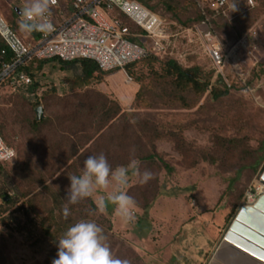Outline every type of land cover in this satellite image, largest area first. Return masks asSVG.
<instances>
[{"label": "rangeland", "instance_id": "obj_1", "mask_svg": "<svg viewBox=\"0 0 264 264\" xmlns=\"http://www.w3.org/2000/svg\"><path fill=\"white\" fill-rule=\"evenodd\" d=\"M188 1H147L164 34L163 52L149 64L137 62L130 73L126 68L109 71L102 82L84 86L79 63L48 61L34 66L27 84L3 90L0 130L17 156L0 161V264H51L57 240L43 224H49L53 206L66 202L68 177L81 174L85 158L99 153L112 168L135 158L139 171L149 170L152 177L140 183L139 175L129 170L120 189L135 201L127 220L107 200L115 190L110 183L68 205L69 215L62 216L68 218L65 228L80 220L94 221L115 264H178V258L190 264L178 250L187 231L199 228L215 235L207 252L201 251L205 259L200 264H219L214 253L232 212L263 172L252 166L264 157V106L238 93L198 99L191 92L174 91L169 78H157L152 71L159 72L162 62L173 56L181 66L199 67L208 76L207 45L215 38L232 43L257 22L263 24L264 45V0H253L252 10L246 7L248 0H235L242 12L229 23L220 21L213 36L194 29L195 12ZM24 5L25 0H0V13L29 39L12 25L19 24ZM251 56L264 59V50ZM39 105L44 116L38 120ZM185 248L189 250L187 244Z\"/></svg>", "mask_w": 264, "mask_h": 264}, {"label": "built area", "instance_id": "obj_2", "mask_svg": "<svg viewBox=\"0 0 264 264\" xmlns=\"http://www.w3.org/2000/svg\"><path fill=\"white\" fill-rule=\"evenodd\" d=\"M210 2L216 14H226V8L231 6V0ZM248 4L254 7L253 0H248ZM49 11L52 30L46 33L35 31L36 35L30 39L13 30L0 13V36L13 53L11 61L3 62L0 67V94L4 89L16 91L31 81L24 66L33 60L57 58L71 61L86 58L95 61L101 70L109 72L125 68L127 64L148 54L163 52L164 44L160 38L164 34L160 18L135 0H72L69 11L60 0H49ZM120 13L127 15L136 23L142 29V33L137 31L131 33L130 27ZM257 36L256 29L250 31V39ZM247 40L248 38L240 39L225 49L223 43L215 38L207 45V54L215 75L220 77L222 82L230 87L226 71V66L229 65V72L242 83L246 89L245 93L255 103L264 106V98L260 93L264 91V81L257 85H248L247 72L235 62L242 48H245ZM255 45L256 43H253L254 49L257 46ZM1 52L7 53V48H3ZM249 54L254 56L253 51H249ZM0 142L14 149L12 160L0 157V161L15 160L16 149L6 143L1 130ZM260 192L257 186L250 189L243 203H254Z\"/></svg>", "mask_w": 264, "mask_h": 264}, {"label": "trees", "instance_id": "obj_3", "mask_svg": "<svg viewBox=\"0 0 264 264\" xmlns=\"http://www.w3.org/2000/svg\"><path fill=\"white\" fill-rule=\"evenodd\" d=\"M139 4L144 5L147 7L152 13L157 15L152 9H150L149 5L147 4L148 0H135ZM63 6L66 7V9L70 10V4L72 0H60ZM194 8V15L192 16V20L194 21L192 26L195 28V26L200 27L201 31L206 35H214V27L222 21V22H228L230 20H235L239 16V13L242 12V9L240 7V4L234 0V8H233V2L231 1V6L226 8V14H216L215 8L213 7L212 2L210 0H206L205 2L201 0H189L188 1ZM247 5L248 10H252L255 8L250 7L248 4V1L245 2ZM165 7H167L169 10L171 9L169 4H165ZM120 16L123 18L124 22L130 27L131 33H134L137 31L138 33H142V29L134 23L127 15L120 13ZM158 16V15H157ZM232 16V19H230ZM20 19H22L21 16H19ZM13 22V19H9V21ZM184 24H188L187 21H182ZM11 23V22H10ZM259 24V25H258ZM12 25L16 28L18 26L17 23L13 22ZM190 25L185 26L184 28H188ZM263 24L261 23H255L252 25V27L249 29V31L233 40L232 43H225L223 41V45L225 49L230 48L232 45H234L237 41L243 38H248V40L245 42V48H242L240 51V54L235 58V62L242 66V68L247 72L248 78H247V84L248 85H257L260 82L264 81V59L259 56L257 60H254L252 56L249 54V51H253L255 55H260L261 50H264L263 43H260V30L262 28ZM256 29L258 36L255 39H250L249 34L250 31ZM36 35L35 31L29 34V39ZM140 38V36H138ZM250 39V40H249ZM253 43H256L259 49L253 48ZM261 47V49H260ZM3 48H7V53H2L1 50ZM256 50V51H255ZM258 50V51H257ZM166 55V54H164ZM13 56V53L9 50L7 47V44L5 43L4 39L0 36V67L3 62H9L11 61ZM158 54H148L145 57L140 58L139 60H136L134 62H131L126 65V70L128 73L131 72V67L137 63V62H145L150 63L154 60H157ZM209 60V75L204 76L201 73V69L199 67H183L179 64V61L175 59L173 56H169L166 58L159 69V72L152 71V74L157 78H164L167 77L170 80V84L174 91L186 93L191 92L193 95L201 99L205 95H208L213 100H219L225 96H227L230 93H238V94H244L248 96L245 92L246 89L242 85V83L238 80L236 76L231 74L229 72V65L226 66L227 71V78L229 80L230 87L227 86L224 82H222V79L220 77H217L215 75V70L212 67V63L209 57H207ZM48 61H59L62 64L65 65H73L76 63H79L82 70V75L80 77L82 85L86 86L93 82L100 83L102 82V79L104 75L107 73L106 71H103L99 68L97 63L91 59H74L71 61H63L59 60L57 58H51V59H39V60H33L30 63H27L24 66V69L26 72L33 76L32 70L34 66L41 67L43 63ZM141 87L138 88V90L135 92V97L139 94ZM261 97L264 98V91H260ZM1 95V94H0ZM249 97V96H248ZM251 98V97H249ZM251 101H253L251 99ZM254 102V101H253ZM37 118V113H36ZM38 119V118H37ZM41 119V118H40ZM39 120V119H38ZM261 151H264V144H262ZM152 158V157H150ZM261 158H259L260 160ZM259 160L255 162V164L252 166L253 169L259 168L262 161L264 160V157L262 160ZM4 163V162H2ZM62 204H58L56 206H53L52 209L49 212V215L47 219H49V224H43V229L52 236V239L57 240L60 237V232H64L67 228H65V224H67V219H62V213H61ZM148 206H144L143 209H148ZM64 227V228H63Z\"/></svg>", "mask_w": 264, "mask_h": 264}, {"label": "clouds", "instance_id": "obj_4", "mask_svg": "<svg viewBox=\"0 0 264 264\" xmlns=\"http://www.w3.org/2000/svg\"><path fill=\"white\" fill-rule=\"evenodd\" d=\"M232 2L234 8V0ZM20 16L22 19L18 29L21 32L46 33L53 28L49 19V0H25ZM0 157L12 160L14 149L0 142ZM129 170L132 174L139 175L140 183H146L152 177L149 170L139 171L135 158L130 159L127 166L112 168L103 153L87 156L81 174L68 177L70 184L66 189V202L61 208L62 215H69L68 205L76 204L79 200L90 197L94 190L105 189L110 183H114L115 190L107 194V200L114 203L115 211L127 220L135 207V201L120 189L127 184ZM103 203L104 198L101 197L100 204ZM104 241L103 230L94 221L85 219L75 222L57 239L56 256L51 264H115Z\"/></svg>", "mask_w": 264, "mask_h": 264}, {"label": "water", "instance_id": "obj_5", "mask_svg": "<svg viewBox=\"0 0 264 264\" xmlns=\"http://www.w3.org/2000/svg\"><path fill=\"white\" fill-rule=\"evenodd\" d=\"M36 113L38 119L44 116L42 105L36 107ZM260 184L264 187V170ZM214 260L219 264H264V191L254 203L239 206L215 250Z\"/></svg>", "mask_w": 264, "mask_h": 264}, {"label": "crops", "instance_id": "obj_6", "mask_svg": "<svg viewBox=\"0 0 264 264\" xmlns=\"http://www.w3.org/2000/svg\"><path fill=\"white\" fill-rule=\"evenodd\" d=\"M264 169V160L262 161L261 165L259 166L258 170ZM262 169V171H263ZM260 185V182L256 185L257 188ZM242 204V203H241ZM240 204L237 206L236 209L232 212L230 221L233 220L235 213L237 212ZM225 232V231H224ZM188 234L184 235L183 237V243L181 248L179 247L178 253H184L180 254L179 256L184 257L185 261L190 264H200L204 261L205 255H201V251L207 252V247L209 246L211 239L214 238L213 232L210 231H203L199 228H194L193 230H188ZM186 236V237H185ZM186 244L189 247V250L187 251ZM178 264H185L184 262H180L179 258L177 259Z\"/></svg>", "mask_w": 264, "mask_h": 264}, {"label": "bare ground", "instance_id": "obj_7", "mask_svg": "<svg viewBox=\"0 0 264 264\" xmlns=\"http://www.w3.org/2000/svg\"><path fill=\"white\" fill-rule=\"evenodd\" d=\"M258 189L262 192L264 191L263 187L261 186V184L258 186Z\"/></svg>", "mask_w": 264, "mask_h": 264}]
</instances>
